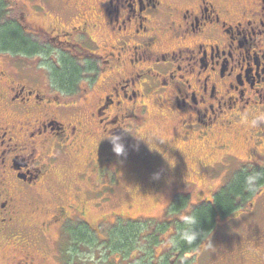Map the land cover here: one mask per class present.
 <instances>
[{
    "label": "flooded vegetation",
    "instance_id": "1",
    "mask_svg": "<svg viewBox=\"0 0 264 264\" xmlns=\"http://www.w3.org/2000/svg\"><path fill=\"white\" fill-rule=\"evenodd\" d=\"M0 2L5 20L37 45L29 55L0 53V247L14 239L29 248L30 229L45 242L54 230L62 240L68 227L97 233L109 217L115 224L181 220L187 210L213 203L238 172L264 170L258 156L264 141L255 138L264 137V122L245 138L240 132L264 115V0ZM64 59L80 69L71 87L57 79ZM165 130L175 137L156 142ZM112 135L124 156L114 153ZM239 139L243 161L233 151ZM205 149L222 159L207 164ZM222 163L235 169L223 182L210 175L220 188L191 203L201 174ZM131 187L155 193L171 187L173 197L156 217L103 212L116 191ZM263 192L264 182L196 250L171 263L207 264L221 221L264 211L254 200ZM175 205L184 209L170 214ZM92 209L103 213L102 226L90 224ZM246 237L231 264H264V233ZM33 256L14 257L15 264H34Z\"/></svg>",
    "mask_w": 264,
    "mask_h": 264
},
{
    "label": "trees",
    "instance_id": "2",
    "mask_svg": "<svg viewBox=\"0 0 264 264\" xmlns=\"http://www.w3.org/2000/svg\"><path fill=\"white\" fill-rule=\"evenodd\" d=\"M6 15V7L0 2V53L29 55L37 52V45L24 37L19 27L6 21ZM56 72L60 84L64 87H71L80 69L75 62L64 59L60 63V69ZM253 173H260L261 176L257 181L256 190L249 191L244 181L246 176ZM263 182L264 170L240 171L228 185L217 191L213 203L194 207L192 213L199 217L195 230L209 233L203 240L198 237L191 248L184 244L173 248L168 244V239L176 234L177 229L183 227L182 219L162 223L155 221L118 223L108 232L101 234L102 236L97 235L95 229L81 225L77 229L72 228L67 235L70 240L67 243L69 246L66 255L70 258H67L64 264H83L79 261L78 253L79 250H87L86 246H90L89 250L92 249L95 252L98 250L103 253L111 251L114 258L109 259L106 256L101 259L100 263H91V260H87L84 264H172L171 260L174 257H183L186 252L196 250L215 229L218 220L235 213L240 207L239 201L249 200L257 193L258 187H261ZM171 209L170 214L179 213L184 208H178L175 205ZM81 248L84 249L81 250Z\"/></svg>",
    "mask_w": 264,
    "mask_h": 264
},
{
    "label": "rangeland",
    "instance_id": "3",
    "mask_svg": "<svg viewBox=\"0 0 264 264\" xmlns=\"http://www.w3.org/2000/svg\"><path fill=\"white\" fill-rule=\"evenodd\" d=\"M21 64L25 65L26 62H21ZM154 128L160 131V129L163 128V125L158 127L154 126ZM248 128H250L248 123H243L240 126V132H242V136L244 138V135L249 134ZM157 134H159V132H157ZM172 137H175L174 131L165 130V132H162L160 136H158V140H156V142L163 141L167 143L166 140L170 141ZM255 138L264 141L263 136L258 135L257 137L255 135ZM261 140L258 141L261 142ZM234 146V153L241 159V161L245 160L246 155L244 154V149L242 147V140L239 139L238 141H234ZM157 148L161 149L159 146ZM212 151H214V153L216 152L215 150L205 149L200 153V156L205 159V162L207 164L210 165H214L216 162L222 159L221 154L219 153L210 155ZM258 156L264 157L261 154H258ZM128 166L129 168H131V166L133 165L129 164ZM234 169L235 168L232 163H222L215 170H210L209 173H206V171H204L200 177L201 184H199V188L196 187L192 192L191 203L195 204L196 202H199V197L203 199H210L212 194L220 188V186L216 187L220 182L218 181L219 179L215 177L211 178V176H218L221 178V182H223L225 172L228 173L230 171H233ZM130 170L131 169H127V171ZM155 172L156 171H154L153 173ZM147 188L148 187L137 189L136 187H131L129 189L116 191L115 197H113L111 204L105 206V210L103 212L107 213L108 215L118 213L126 216L128 219H132L131 217H140L143 219L146 216H160L164 206L167 205V203L171 201L173 197V194L171 193V187H163V189L158 191L157 193H155L157 190L153 192L151 191L152 189L150 190V188ZM196 189H198L201 193L199 196ZM254 200H257V202L259 203V208V206L264 204V192L262 193V197H255ZM101 214L103 213L92 209L91 212L88 213L90 224L94 226H102L103 222H100ZM182 216L179 218H182ZM112 220L113 218L109 217L107 219L108 222H106L103 227H100L101 229H97V233L100 234V236L103 235L102 230L108 232L110 230V227L115 224V222H112ZM39 223L40 222L37 223L38 226ZM31 224L34 225V227L36 225L35 222H31L30 225ZM221 225L222 227L219 228L217 234L209 241L210 243L208 242L210 245L205 255V262L207 264H231L232 253L237 252L236 248L241 247L239 242L243 243L249 233L250 235L255 233H264V211L257 212L247 219L240 218L232 222H227L226 220H224L221 221ZM71 230L72 227H68V229H66L64 232L63 239L59 240L58 242L56 241L55 236L57 232L54 230L53 234H51V236H53V240L45 242V239H43L44 237L40 238L41 236H39L36 230L30 229L28 230V232L30 231V233H28L27 235L32 238V246H34L36 243L38 244V246L33 250L30 248L32 246L28 248L20 242H18V245L15 246V244H12L14 242L13 239L10 245L0 247V264H15V262L18 260L17 258H23V256L27 255H34V264H64L65 260H67V258H70L69 255H66V250L69 246L67 245V243L70 240L67 235L71 232ZM83 249L84 248H81V250ZM86 249L87 250L83 251L79 250L78 258L80 259V263H87V260H91V263H100L101 259H104L106 256L109 259L114 258V256L111 255V251L103 253L98 250L97 252H95L92 249L89 250L90 246H86ZM63 253H65V255H63ZM14 257L17 258L14 259ZM68 260L71 261V259Z\"/></svg>",
    "mask_w": 264,
    "mask_h": 264
},
{
    "label": "clouds",
    "instance_id": "4",
    "mask_svg": "<svg viewBox=\"0 0 264 264\" xmlns=\"http://www.w3.org/2000/svg\"><path fill=\"white\" fill-rule=\"evenodd\" d=\"M262 122H264V115L257 116L251 121H248V124L250 127H256L258 124ZM108 139L113 142L114 153L117 156H124L125 155L124 145L117 142L120 140V137L112 135ZM260 176H261L260 173H253L251 175L246 176L244 181L245 187L249 191H255L257 187V181L260 179ZM154 178L158 179L159 174L158 173L154 174ZM182 221H183V227L177 229L176 234L168 239L169 246L173 248H178L181 244L188 245L189 248H191L197 241L198 237L201 240H203L206 234L209 233V232L195 230L196 225L199 223V217L194 213H192L190 209L187 210L185 214L182 216ZM190 254H191L190 252H186L184 258H186Z\"/></svg>",
    "mask_w": 264,
    "mask_h": 264
}]
</instances>
